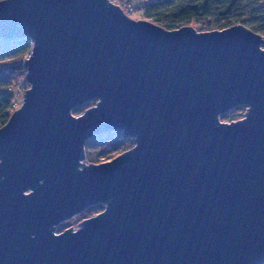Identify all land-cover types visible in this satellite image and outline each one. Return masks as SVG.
<instances>
[{"label":"water","instance_id":"1","mask_svg":"<svg viewBox=\"0 0 264 264\" xmlns=\"http://www.w3.org/2000/svg\"><path fill=\"white\" fill-rule=\"evenodd\" d=\"M17 39L30 88L0 129V264H264L261 36L166 31L109 0L1 1L0 41ZM118 131L135 147L85 165Z\"/></svg>","mask_w":264,"mask_h":264},{"label":"trees","instance_id":"2","mask_svg":"<svg viewBox=\"0 0 264 264\" xmlns=\"http://www.w3.org/2000/svg\"><path fill=\"white\" fill-rule=\"evenodd\" d=\"M122 2L126 3L129 9H135L140 13L143 19L160 24L166 31L179 30L191 24L202 27L203 30L215 28L219 31L239 25L262 36L264 41V19L256 20V15H261L259 13L262 11L243 12L242 0H122ZM31 50L32 42L29 39L0 41V90L12 91L20 82L26 83L23 63ZM24 91H27V88ZM13 97L0 95V129L8 124L11 115L18 110L19 105ZM97 102L98 100H93L80 106L73 110V114L80 116L96 106ZM239 109H246L247 112L246 106L236 107L230 112ZM123 145L130 150L134 146V140L118 131L89 140L85 151L110 155L118 146Z\"/></svg>","mask_w":264,"mask_h":264},{"label":"rangeland","instance_id":"3","mask_svg":"<svg viewBox=\"0 0 264 264\" xmlns=\"http://www.w3.org/2000/svg\"><path fill=\"white\" fill-rule=\"evenodd\" d=\"M1 1H4V0H0V2ZM109 1L112 4H114L115 6L120 7L123 10L124 14L126 16H128L130 19H132L133 21H146V22H149V23H151L157 27L163 28V26H161L160 24H156L151 20L143 19L142 15L140 13H138L135 9H132V11L126 10V8H127V6L125 5L126 3H123L122 0H109ZM127 4H128V2H127ZM241 10L243 12H248V11H256L258 13H259V11L263 12L264 11V0H242ZM262 12L259 13L261 15H258V14L256 15L257 21H260V20L262 21L264 19V17H263L264 13H262ZM184 27H190L198 33H207V32L219 31L215 28H211L210 30H203L202 27L196 26L195 24H191V25L184 26ZM263 47H264V44L261 47L264 50ZM27 57L29 58V56H27ZM27 57L25 58L26 60L28 59ZM26 83L20 82L18 84L17 88L15 90H12V91L0 90V95H13L14 96L13 98H16V101L19 105L18 109H20L22 106L23 100H24V94L26 92V91H24V89L27 88V90H28L30 88L28 83L27 84ZM245 114H246V109H239L235 112H228L226 114L221 115L219 118V121L221 123L231 124L233 122H238V121L242 120L244 118ZM134 147H135V143H134V146L132 148H134ZM86 148H88V147H86ZM86 151H85L86 152V159H85L84 164L85 165H91V164L99 165L102 163L110 162V161L114 160L115 158H117L118 156H120L121 154H123L129 150L125 147V145H123L121 147L118 146L117 149H115L110 155L109 154L108 155H100V153H98V152L93 153L91 151L88 152V150H86ZM88 154H89V156H87ZM104 209L105 208L103 205L102 206L96 205V206H92V207L88 208L87 210L80 213L79 215L59 224L56 227V235L62 234L65 231L70 230L72 228L74 231H77L80 227L79 226L80 224H82L84 221H86L88 219L95 218L96 216L101 214L104 211Z\"/></svg>","mask_w":264,"mask_h":264},{"label":"built area","instance_id":"4","mask_svg":"<svg viewBox=\"0 0 264 264\" xmlns=\"http://www.w3.org/2000/svg\"><path fill=\"white\" fill-rule=\"evenodd\" d=\"M126 10H128V11H132V9H129L128 7L126 8ZM28 58V57H27ZM25 61H26V59H25ZM24 64H25V62H24Z\"/></svg>","mask_w":264,"mask_h":264}]
</instances>
